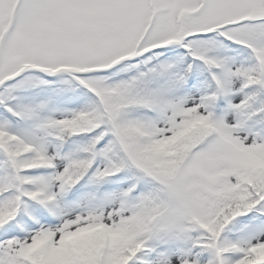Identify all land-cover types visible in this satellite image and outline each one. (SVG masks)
<instances>
[{"label":"snow or ice","instance_id":"1","mask_svg":"<svg viewBox=\"0 0 264 264\" xmlns=\"http://www.w3.org/2000/svg\"><path fill=\"white\" fill-rule=\"evenodd\" d=\"M0 264H264V0H0Z\"/></svg>","mask_w":264,"mask_h":264}]
</instances>
